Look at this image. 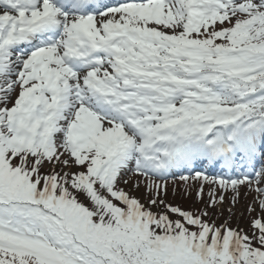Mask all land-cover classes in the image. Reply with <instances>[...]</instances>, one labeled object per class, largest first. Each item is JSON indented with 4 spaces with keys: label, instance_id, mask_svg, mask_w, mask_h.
Instances as JSON below:
<instances>
[{
    "label": "snow or ice",
    "instance_id": "obj_1",
    "mask_svg": "<svg viewBox=\"0 0 264 264\" xmlns=\"http://www.w3.org/2000/svg\"><path fill=\"white\" fill-rule=\"evenodd\" d=\"M0 264H264V0H0Z\"/></svg>",
    "mask_w": 264,
    "mask_h": 264
},
{
    "label": "rangeland",
    "instance_id": "obj_2",
    "mask_svg": "<svg viewBox=\"0 0 264 264\" xmlns=\"http://www.w3.org/2000/svg\"><path fill=\"white\" fill-rule=\"evenodd\" d=\"M206 168L207 165H203L202 167H200V170L203 171ZM207 170L209 172L213 171L210 168H207ZM127 179L129 180V183L127 185H123L125 190L130 191L132 195L139 197L142 203H146V194L143 185H141L139 189L133 188L134 182L140 178L130 174ZM188 185H191V187H188ZM188 185H185V183L181 181L178 177L175 180L170 177L167 181L166 191L161 192V198L165 201L166 204H170L172 206H179L184 210L186 209L193 212L197 210H203L204 204L208 199V187L205 186L204 200L200 201L196 198V190L199 186L198 182L189 180ZM233 195L234 194L231 192L226 193V199L223 204H218L214 209H209L210 217L214 221H216L218 218H234L235 221H237L236 218L255 217V213H252L250 215L248 212V206L250 204H253L254 193L248 191L245 187H241L239 189V197L234 206L231 203V197ZM230 208L231 213L229 212Z\"/></svg>",
    "mask_w": 264,
    "mask_h": 264
},
{
    "label": "trees",
    "instance_id": "obj_3",
    "mask_svg": "<svg viewBox=\"0 0 264 264\" xmlns=\"http://www.w3.org/2000/svg\"><path fill=\"white\" fill-rule=\"evenodd\" d=\"M186 210V209H185ZM253 218H237V221H230L229 222V226L232 228H239V229H243L245 232H250V220ZM211 220H213L211 218ZM216 224H222L223 223V218H218L216 221Z\"/></svg>",
    "mask_w": 264,
    "mask_h": 264
}]
</instances>
